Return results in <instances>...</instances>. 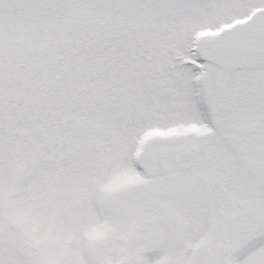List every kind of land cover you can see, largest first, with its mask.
Masks as SVG:
<instances>
[{
  "label": "snow or ice",
  "instance_id": "snow-or-ice-1",
  "mask_svg": "<svg viewBox=\"0 0 264 264\" xmlns=\"http://www.w3.org/2000/svg\"><path fill=\"white\" fill-rule=\"evenodd\" d=\"M0 264H264V0H0Z\"/></svg>",
  "mask_w": 264,
  "mask_h": 264
}]
</instances>
